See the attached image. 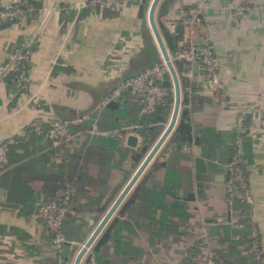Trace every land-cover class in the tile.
<instances>
[{"label": "crops", "instance_id": "0c3cea01", "mask_svg": "<svg viewBox=\"0 0 264 264\" xmlns=\"http://www.w3.org/2000/svg\"><path fill=\"white\" fill-rule=\"evenodd\" d=\"M13 1L0 0V6ZM30 1L32 10L20 23L0 28V142L15 141L0 168V264H72L102 217L100 207L115 198L137 168L138 148L146 140L150 147L161 132L153 135L154 125L137 121L139 107L127 89L112 100L111 109L102 100L122 80L162 58L147 22L151 0H145L141 18L140 0H118L122 8L117 10L88 6L90 0ZM77 2L84 5L75 8ZM236 5L247 7L240 18L232 16ZM191 7L198 8L197 21L182 28L177 21ZM152 19L172 38L178 36L174 51L177 44L211 51L222 90L207 93L197 70L189 82L182 76L186 64L172 65L184 128L161 144L136 178V201L109 240L97 252L88 249L79 264L86 254L91 256L86 264H184L202 229L215 264H264V0H171L166 15L154 11ZM26 41L31 49L27 79L17 90L6 68ZM161 43L165 48L162 38ZM171 88L166 89L173 100ZM242 106L249 109L237 134ZM171 108L172 101L163 122L155 125L161 130ZM80 112H88L91 121L72 128L80 132L78 139L53 147L45 138L46 121ZM91 122L98 132L114 134L83 132ZM129 135L137 137L134 148L126 146ZM237 135L235 146L230 139ZM233 146L244 165V205L257 233L258 256L238 239L232 222L236 211L224 201ZM194 157L203 160V174L194 172ZM63 181L71 186V210L62 221L64 244L56 253L34 213ZM197 182L203 197L184 201Z\"/></svg>", "mask_w": 264, "mask_h": 264}, {"label": "built area", "instance_id": "2783aa9c", "mask_svg": "<svg viewBox=\"0 0 264 264\" xmlns=\"http://www.w3.org/2000/svg\"><path fill=\"white\" fill-rule=\"evenodd\" d=\"M82 2H77L75 8L83 6ZM88 6L107 7L110 10L122 8V4L118 0H90ZM32 10L29 0H14L12 4L0 6V28L2 24H18L23 20L25 14ZM247 11L244 5H236L233 7L232 16L240 18ZM198 8L191 7L185 10L182 17L178 19V24L182 28L190 27L197 21ZM31 56L30 41H26L20 51L15 54L7 68V73L11 74V82L17 90H21L27 79V71ZM172 60L184 62L186 68L182 73L189 82L194 79L195 70L202 66V78L208 85V92L221 91L222 87L219 83V78L215 66V62L211 51L208 48H198L188 46L183 48L177 44L176 50L173 52ZM165 79L169 80L168 71L164 61L160 64L152 65L149 68L129 76L122 80L111 93L102 100L101 105L114 100L120 92L128 90L131 96L136 100L139 107V114H151L157 106L163 105L169 90L162 87L160 84ZM172 93V88L170 89ZM190 88L185 89V93L190 95ZM247 106L239 108V113L236 118L235 132L240 133L241 123L244 114L248 111ZM246 112V113H245ZM91 121L88 112L78 114L72 119L52 118L46 121L45 138L53 147H58L78 139L79 131H73L72 128L81 126L84 122ZM36 131L37 127L34 128ZM89 135L112 136L114 133H101L96 130L95 124L91 122L89 129L83 131ZM15 141L12 138H7L0 142V168L7 162L8 148L14 145ZM233 143L238 145V135L235 136ZM234 155L226 164L227 178L224 184V201L227 206H231L236 200L246 202L248 197L247 181L244 174L243 161L238 154L237 148ZM71 186L64 183L55 190L51 199L43 202L35 211L34 218L43 222L46 230L51 235V244L56 253L61 252V247L64 244L63 237L60 233L62 221L70 213V195ZM236 224V221H232ZM248 251L254 256L259 255L257 243V233L251 230L248 237ZM191 264H214V253L209 247V238L206 232L202 229L196 236V252L191 257Z\"/></svg>", "mask_w": 264, "mask_h": 264}, {"label": "water", "instance_id": "95a60500", "mask_svg": "<svg viewBox=\"0 0 264 264\" xmlns=\"http://www.w3.org/2000/svg\"><path fill=\"white\" fill-rule=\"evenodd\" d=\"M171 4V0H151L148 11H147V22L149 29L154 37V40L158 46V49L160 51V55L162 60L164 61L168 75L170 77L169 80H164L161 82V86L164 88H170V85H172V108L170 117L165 124L164 128L161 130L155 141L152 143L150 147L146 143L141 145L138 148V154H136L135 158L133 159V162L137 165V168L131 175V177L128 179L126 184L119 190L118 193L114 192L115 198L113 199L110 197L107 199L104 204L100 207V214H102V217L97 222L96 226L90 233V235L86 238V240L81 244L79 250L76 252L72 264H79L81 258L84 256L85 252L90 249V252H97L101 246H103L110 237V233L113 230V228L117 225L119 218H121L127 208L134 204L136 201L138 192H139V184H136L134 187L132 186L135 182L136 178L139 176V174L143 171V169L150 163L152 160L154 154L158 150V148L161 146V144L168 138V143L173 139V137L176 135L177 132H179L181 129L184 128L182 120L180 119L185 112L181 111L178 115L180 100H179V86H178V80L176 78V75L174 73L172 65L178 66L181 62L173 60L172 64L170 63V60L168 58V55H171L174 52L175 49V43L172 38V36L167 32L163 25L160 22L156 21V24H154L152 19V13L155 11L156 16L163 17L166 15V12L168 10L169 5ZM145 11V0H140V4L138 6V17L141 18ZM158 29H160V33H158L156 26ZM161 38L164 41L165 48L162 46ZM166 49V50H165ZM198 75L202 76L203 74V67L200 66L197 69ZM195 70V71H196ZM195 73V72H194ZM116 103L113 101L108 102L105 105V108L111 109L112 107H115ZM176 118H178L176 120ZM134 129L132 128V132ZM137 137L129 135L126 138V146L130 148H134L136 145ZM150 143V142H149ZM159 157V156H158ZM154 161V160H153ZM151 169L153 168L154 162H151ZM160 165H163V163H160ZM193 166H194V172L196 174H203L205 171V165L201 158L194 157L193 158ZM133 187V188H132ZM131 191V192H129ZM202 198L203 192H202V183L197 182L195 184V190L194 193H188L184 197V201L190 202L194 198ZM67 245V243H66ZM91 259L90 254H86L83 263H89Z\"/></svg>", "mask_w": 264, "mask_h": 264}, {"label": "trees", "instance_id": "16d2710c", "mask_svg": "<svg viewBox=\"0 0 264 264\" xmlns=\"http://www.w3.org/2000/svg\"><path fill=\"white\" fill-rule=\"evenodd\" d=\"M29 3L32 6V3L30 0H29ZM173 38H174V43H176L178 40V36H174ZM11 77H12V75L8 74V79L10 82H11ZM171 101H172L171 100V94L168 92V95L166 96L163 105L157 106L154 109V112L151 114H140L139 120H137V121L142 122V123L145 122L146 124L150 123L151 125H154V126H152L153 130H154L153 135H156L157 133H159L161 131V126H155V125H156V123L163 122V116L166 113H168L170 105H171ZM138 111H139V108H138ZM82 113H84V112H80L78 114L80 115ZM78 114H76V115H78ZM76 115L70 114V115H66L64 117H58V118L72 119ZM133 121L135 122L136 120H133ZM232 142H233V140L230 139L231 144H232ZM9 148H8V150H9ZM233 155H234V146L232 147V152H231V155L229 156L227 163L229 162L230 158ZM226 176H228V175L226 174ZM63 180H69V179L64 178ZM63 182L66 183L67 181H63ZM62 183H61V185H62ZM60 186H57L55 188V190L58 189ZM55 190L53 191V193L55 192ZM52 196H53V194H52ZM231 207H232V209H234L236 211V214H237V217L235 219V221H236L235 226H237L239 230L236 231V235H238V239L240 241H242V243H245L246 248L248 249L247 237H248L249 233L251 232V230H254V228L251 226V224L248 220L247 209L244 205V202H239L238 200L234 201L232 203ZM60 233H61V228H60ZM226 233H227V231H226ZM62 247H63V245H62ZM195 252H196V242L194 243L193 247L189 250L188 258L186 260V263H184V264H191V257L194 255Z\"/></svg>", "mask_w": 264, "mask_h": 264}, {"label": "rangeland", "instance_id": "374dc122", "mask_svg": "<svg viewBox=\"0 0 264 264\" xmlns=\"http://www.w3.org/2000/svg\"><path fill=\"white\" fill-rule=\"evenodd\" d=\"M214 264H215V262H214Z\"/></svg>", "mask_w": 264, "mask_h": 264}]
</instances>
